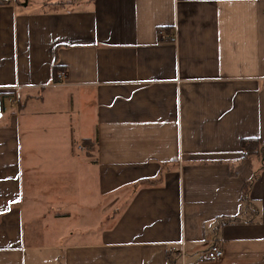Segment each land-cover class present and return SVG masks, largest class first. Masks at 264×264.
I'll list each match as a JSON object with an SVG mask.
<instances>
[{"label": "crops", "instance_id": "obj_1", "mask_svg": "<svg viewBox=\"0 0 264 264\" xmlns=\"http://www.w3.org/2000/svg\"><path fill=\"white\" fill-rule=\"evenodd\" d=\"M4 1L0 264H264V0Z\"/></svg>", "mask_w": 264, "mask_h": 264}, {"label": "trees", "instance_id": "obj_2", "mask_svg": "<svg viewBox=\"0 0 264 264\" xmlns=\"http://www.w3.org/2000/svg\"><path fill=\"white\" fill-rule=\"evenodd\" d=\"M0 2L5 3L6 1L0 0ZM57 7L64 5L63 2L55 3ZM54 4V5H55ZM62 71L61 66H54V77H57V74ZM82 144L85 148V155L90 158L92 161L97 162L96 157V140L84 139ZM241 146L243 149V157L250 159H258L260 165L255 169L252 179L244 187V198L246 203L247 210H252L250 202L248 200V195L253 181L259 177L260 173L264 170V138L260 137H247L243 138L241 141ZM253 211V210H252ZM234 220V219H233ZM228 219L227 222L233 221Z\"/></svg>", "mask_w": 264, "mask_h": 264}, {"label": "built area", "instance_id": "obj_3", "mask_svg": "<svg viewBox=\"0 0 264 264\" xmlns=\"http://www.w3.org/2000/svg\"><path fill=\"white\" fill-rule=\"evenodd\" d=\"M159 32L162 37H167V34H165L163 30ZM57 77L60 81H62L66 77V74L63 71H60L57 74ZM18 101L19 100L17 96H12L9 99V103L11 106H14L15 103H17ZM79 148L83 149V145H80ZM219 223L221 224V221H219ZM223 256H224V249H223L222 243L218 239L213 238V240H211L210 245L206 251V258L211 261H216V260L221 259Z\"/></svg>", "mask_w": 264, "mask_h": 264}]
</instances>
